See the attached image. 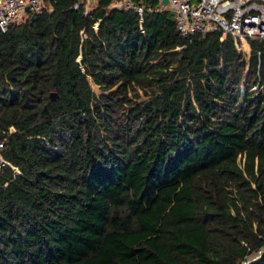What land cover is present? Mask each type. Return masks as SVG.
Listing matches in <instances>:
<instances>
[{
	"label": "trees",
	"instance_id": "obj_1",
	"mask_svg": "<svg viewBox=\"0 0 264 264\" xmlns=\"http://www.w3.org/2000/svg\"><path fill=\"white\" fill-rule=\"evenodd\" d=\"M77 1L0 31V264H264V38Z\"/></svg>",
	"mask_w": 264,
	"mask_h": 264
},
{
	"label": "built area",
	"instance_id": "obj_2",
	"mask_svg": "<svg viewBox=\"0 0 264 264\" xmlns=\"http://www.w3.org/2000/svg\"><path fill=\"white\" fill-rule=\"evenodd\" d=\"M167 6L159 3L153 7L157 11L162 7L174 10L176 29L179 34L191 36L205 33L218 27L223 34L231 35L239 45L248 37L264 38V0H167ZM82 4L84 12L95 3V0H78L76 7ZM43 6L42 0H0V31H4L9 23L19 21L26 11L36 12ZM110 6L132 8L141 21L144 5L133 0H111ZM26 8V9H25ZM150 8L149 6L147 7ZM13 131L8 127L7 133ZM4 137H0V168L7 164L2 156ZM11 168L17 172L14 166Z\"/></svg>",
	"mask_w": 264,
	"mask_h": 264
},
{
	"label": "water",
	"instance_id": "obj_3",
	"mask_svg": "<svg viewBox=\"0 0 264 264\" xmlns=\"http://www.w3.org/2000/svg\"><path fill=\"white\" fill-rule=\"evenodd\" d=\"M159 3H160L161 5H163V6H167L168 1H167V0H159ZM25 9H26V8H25ZM168 10H169V12H170L171 14H174V10H173V9H168ZM50 96L53 97V93H50Z\"/></svg>",
	"mask_w": 264,
	"mask_h": 264
},
{
	"label": "rangeland",
	"instance_id": "obj_4",
	"mask_svg": "<svg viewBox=\"0 0 264 264\" xmlns=\"http://www.w3.org/2000/svg\"><path fill=\"white\" fill-rule=\"evenodd\" d=\"M245 46H246V43H245V42L243 43V45H242V44H240V45H239V47H240V50H242V49H246V48H245ZM92 87H93V89H94V90H96V89H97V86H96V85H92Z\"/></svg>",
	"mask_w": 264,
	"mask_h": 264
},
{
	"label": "crops",
	"instance_id": "obj_5",
	"mask_svg": "<svg viewBox=\"0 0 264 264\" xmlns=\"http://www.w3.org/2000/svg\"><path fill=\"white\" fill-rule=\"evenodd\" d=\"M243 43H242V45H243ZM245 43H246V46L248 47V49H242V51H244L246 54H248L250 52V47H249V44H248L247 40H246Z\"/></svg>",
	"mask_w": 264,
	"mask_h": 264
}]
</instances>
